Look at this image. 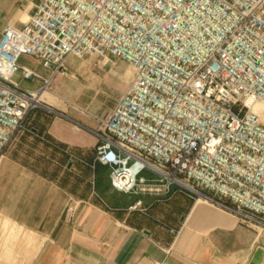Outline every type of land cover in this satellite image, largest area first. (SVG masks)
Masks as SVG:
<instances>
[{
  "label": "built area",
  "instance_id": "1",
  "mask_svg": "<svg viewBox=\"0 0 264 264\" xmlns=\"http://www.w3.org/2000/svg\"><path fill=\"white\" fill-rule=\"evenodd\" d=\"M91 52L136 69L112 112L95 116L101 130L88 128L101 140L94 160L43 139L71 163L109 166L118 191L178 186L264 229V121L254 110L264 104V0H42L24 27L0 35V162L67 59ZM24 55L52 76L21 65ZM17 73L43 84L23 89Z\"/></svg>",
  "mask_w": 264,
  "mask_h": 264
},
{
  "label": "crops",
  "instance_id": "2",
  "mask_svg": "<svg viewBox=\"0 0 264 264\" xmlns=\"http://www.w3.org/2000/svg\"><path fill=\"white\" fill-rule=\"evenodd\" d=\"M41 1L0 0V35L9 24L24 27ZM20 63L52 76L33 57ZM79 63L67 59V72L42 93L44 105L26 120L29 130L0 162V264H264V229L178 186L163 196L118 191L109 166L71 163L43 139L72 147L87 162L96 156L101 140L88 128L101 130L95 116L112 109L97 91L104 71L86 83L77 76ZM14 81L30 91L43 84L21 73ZM149 172L145 177L155 178ZM138 200L145 210L130 209Z\"/></svg>",
  "mask_w": 264,
  "mask_h": 264
},
{
  "label": "rangeland",
  "instance_id": "3",
  "mask_svg": "<svg viewBox=\"0 0 264 264\" xmlns=\"http://www.w3.org/2000/svg\"><path fill=\"white\" fill-rule=\"evenodd\" d=\"M80 62L77 67V76L81 81L86 83H93L92 75L98 71H104V81L97 91H102L103 100L108 105V110H113L117 100L126 92L129 85L136 76V69L129 62L116 57H103L95 52L88 53L82 57L75 56ZM261 119L264 121V104L258 111ZM25 132H20L16 136L14 142L10 145L9 149L17 142ZM143 176H151L148 170L142 173ZM101 187V185H99ZM261 230V228L259 229Z\"/></svg>",
  "mask_w": 264,
  "mask_h": 264
},
{
  "label": "bare ground",
  "instance_id": "4",
  "mask_svg": "<svg viewBox=\"0 0 264 264\" xmlns=\"http://www.w3.org/2000/svg\"><path fill=\"white\" fill-rule=\"evenodd\" d=\"M41 96L42 95L39 96V99L37 101L41 100ZM262 105L263 104H261V103L256 104L255 107H254V110L258 112L262 108Z\"/></svg>",
  "mask_w": 264,
  "mask_h": 264
},
{
  "label": "clouds",
  "instance_id": "5",
  "mask_svg": "<svg viewBox=\"0 0 264 264\" xmlns=\"http://www.w3.org/2000/svg\"><path fill=\"white\" fill-rule=\"evenodd\" d=\"M245 104H246V106L250 105V104H251V98H249V100H247V101L245 102Z\"/></svg>",
  "mask_w": 264,
  "mask_h": 264
}]
</instances>
